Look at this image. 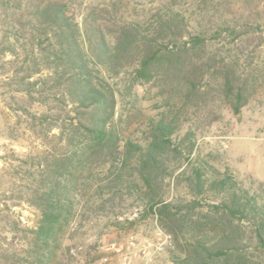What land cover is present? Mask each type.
I'll return each mask as SVG.
<instances>
[{
  "label": "trees",
  "instance_id": "obj_1",
  "mask_svg": "<svg viewBox=\"0 0 264 264\" xmlns=\"http://www.w3.org/2000/svg\"><path fill=\"white\" fill-rule=\"evenodd\" d=\"M107 17L92 12L80 26L64 0H0V54L13 58L5 87L37 95L48 109L32 114L33 122L41 125L50 117L68 151L63 158H47L39 171L28 199L39 221L23 255L8 264H49L81 199L86 198L87 211L96 213L115 210L125 195L144 202L181 236L186 251L175 264H264L262 200L228 172L190 159L195 148L191 131L177 135L191 110H199L202 76H184L190 88L179 107L165 90L168 110L148 123L143 139L125 136V127L115 119L117 98L123 109L134 108L140 101L132 91L136 83L186 69L192 50L198 46L203 51L204 43L190 35L179 11L157 10L142 24L120 25L113 15ZM42 73L46 78L36 89L38 80L30 79ZM123 76L130 79L122 86ZM233 93L238 112L243 91L237 86ZM61 106L70 107L63 123ZM171 178L200 201L167 202L163 190ZM203 200L209 204L201 205ZM195 209H204V215Z\"/></svg>",
  "mask_w": 264,
  "mask_h": 264
},
{
  "label": "rangeland",
  "instance_id": "obj_2",
  "mask_svg": "<svg viewBox=\"0 0 264 264\" xmlns=\"http://www.w3.org/2000/svg\"><path fill=\"white\" fill-rule=\"evenodd\" d=\"M64 2L80 26L92 12L105 18L113 15L120 25L149 22L157 10L183 14L188 32L197 35L205 49L194 48L192 62L184 70L136 83L132 91L139 103L132 109H123L117 98L115 119L119 118L125 127V136L143 139L148 123L168 110L164 104L165 90L171 91L174 100L170 102L179 107L178 101L183 100L190 88L183 81L184 76H202L198 83L203 95L199 110L194 113L191 110L177 135L183 137L191 131L195 148L190 159L204 160L220 172H228L239 186L264 203V0ZM3 40L0 31V43ZM208 58L213 60L208 62ZM10 61L13 58L9 53L0 54V264L23 255L31 231L39 221L38 211L28 199L37 185L39 171L44 170L45 160L68 155L63 136L50 117L41 125L33 122L32 114L39 116L48 109L36 101L37 95L5 87L12 69ZM45 78L42 73L30 81L38 80L37 89ZM123 79L122 86L130 77ZM237 86L243 91L244 103L235 112L233 91ZM60 109L63 123L70 107ZM124 110H130L129 114ZM165 185L164 197L169 203L190 205L200 201L190 195L184 183L175 185L171 178L165 180ZM134 198L125 195L115 210L96 213L87 211L88 205H83L86 198L81 199L49 264H91L101 257L109 258L107 264H120L130 251L138 253L144 245H149V255L131 259V264H175L176 258H183L186 250L181 236L173 234L167 221ZM207 200L200 204H207ZM195 213L204 215L205 210L195 209ZM165 235L171 237L170 245L164 243ZM161 243L162 249L157 250ZM116 249L121 251L115 252Z\"/></svg>",
  "mask_w": 264,
  "mask_h": 264
},
{
  "label": "built area",
  "instance_id": "obj_3",
  "mask_svg": "<svg viewBox=\"0 0 264 264\" xmlns=\"http://www.w3.org/2000/svg\"><path fill=\"white\" fill-rule=\"evenodd\" d=\"M164 243H167V244L170 245L171 244V237L168 236V235H165L164 236ZM164 243L159 244V247L157 248V250L162 249V245ZM148 246H145L144 245L142 248H140V250H139L138 253L134 252V250L130 251L129 255H126V256H124L122 258V261H121L120 264H131L132 260H135L137 258H140L141 256L144 257V258L147 257L149 255V253H148ZM120 251H121V249H116L115 250V252H120ZM108 262H109V258L108 257H101L98 261L93 262L91 264H107Z\"/></svg>",
  "mask_w": 264,
  "mask_h": 264
}]
</instances>
